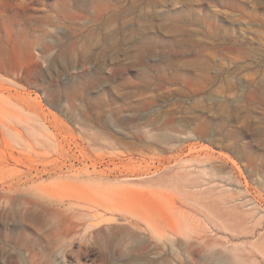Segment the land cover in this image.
Returning a JSON list of instances; mask_svg holds the SVG:
<instances>
[{
	"label": "rangeland",
	"instance_id": "obj_1",
	"mask_svg": "<svg viewBox=\"0 0 264 264\" xmlns=\"http://www.w3.org/2000/svg\"><path fill=\"white\" fill-rule=\"evenodd\" d=\"M0 264H264V0H0Z\"/></svg>",
	"mask_w": 264,
	"mask_h": 264
}]
</instances>
